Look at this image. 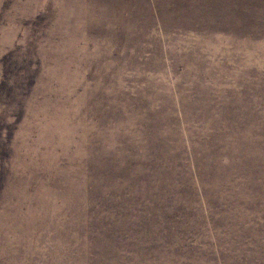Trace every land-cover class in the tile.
Returning a JSON list of instances; mask_svg holds the SVG:
<instances>
[{
    "label": "rangeland",
    "instance_id": "374dc122",
    "mask_svg": "<svg viewBox=\"0 0 264 264\" xmlns=\"http://www.w3.org/2000/svg\"><path fill=\"white\" fill-rule=\"evenodd\" d=\"M0 264H264V0H0Z\"/></svg>",
    "mask_w": 264,
    "mask_h": 264
}]
</instances>
